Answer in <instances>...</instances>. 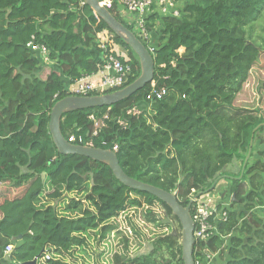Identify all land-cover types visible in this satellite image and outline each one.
Segmentation results:
<instances>
[{
  "label": "trees",
  "instance_id": "trees-1",
  "mask_svg": "<svg viewBox=\"0 0 264 264\" xmlns=\"http://www.w3.org/2000/svg\"><path fill=\"white\" fill-rule=\"evenodd\" d=\"M181 4L180 17L150 18L160 25L153 82L111 107L65 114L62 133L67 140L82 137L84 146L117 147L128 176L175 193L184 207L241 161L240 172L226 177L230 190L223 187L227 219L210 221L216 231L196 241L194 260L264 264V150H257L264 145V35L258 36L262 43L254 39L264 0ZM109 10L133 31L116 2ZM103 32L130 59L128 85L133 83L140 75L137 56L84 0H0V264H40L47 256L46 264H71L64 258L87 246L88 234L98 232L104 240L130 207L143 209L148 223L171 232L143 257L128 254L126 239L125 252L115 254L113 264H184L181 233L164 221L170 218L180 230L181 225L164 202L129 189L100 162L59 154L50 133L54 105L71 95L70 85L102 68ZM31 42L49 50L48 61L31 50ZM45 69L50 73L44 79ZM153 87L166 90L163 99L146 100ZM246 87L254 108L239 105ZM163 252L170 261L158 263Z\"/></svg>",
  "mask_w": 264,
  "mask_h": 264
},
{
  "label": "water",
  "instance_id": "water-1",
  "mask_svg": "<svg viewBox=\"0 0 264 264\" xmlns=\"http://www.w3.org/2000/svg\"><path fill=\"white\" fill-rule=\"evenodd\" d=\"M84 4L90 7L95 15L110 28L114 35L118 36L126 45H128L140 62L139 77L123 89L110 94L96 96H74L70 95L58 101L51 111L50 133L57 147L59 154L77 155L100 162L108 166L115 178L129 189L148 193L160 201L164 202L181 225V246L182 260L184 264H195V230L196 225L191 215L193 201L189 205L182 206L176 197L175 193L165 191L161 188L150 184L143 183L128 176L120 165L117 153L112 150L96 148L94 146H84L69 143L62 133L61 123L65 114L94 109L102 107H111L126 99L132 97L137 92L145 89L146 86L153 82L155 77V61L153 55L148 50L146 45L123 23L113 16L110 10L99 0H84ZM253 152V143H251L247 158L245 160L243 171L245 170L248 161ZM216 184L214 185V187ZM167 224H172V221H165ZM24 264H37V261L26 262Z\"/></svg>",
  "mask_w": 264,
  "mask_h": 264
},
{
  "label": "built area",
  "instance_id": "built-area-1",
  "mask_svg": "<svg viewBox=\"0 0 264 264\" xmlns=\"http://www.w3.org/2000/svg\"><path fill=\"white\" fill-rule=\"evenodd\" d=\"M115 2L122 16L132 25L135 35L146 45L151 54L155 52V32L160 28V25L157 21L155 23L156 27L153 26V23H149L150 18L155 14L180 17L183 6L181 0H106L103 4L110 9L112 6L114 7ZM99 40L100 47L105 51L103 54L104 64L99 73L84 76L72 85L70 92L75 95L90 96L93 93L102 94L109 90L122 88L128 83L130 74L133 71L131 64L128 62V57L119 50V47L114 44L106 32H103L99 36ZM29 47L32 51L42 54L45 60L48 61L47 55H49V50L46 47L36 45L33 42L29 44ZM165 95V89L158 90L156 87H153L146 95V100L149 102L158 101L163 99ZM91 120H96V118L92 116ZM96 127L94 135L98 134V129L100 128L98 122H96ZM68 142L72 144L79 142L78 145H82L83 138L72 136L68 139ZM87 146L93 145L87 144ZM117 150V147L113 149L114 152H117ZM216 188L217 186L206 192L198 193L191 199L194 210L192 217L196 225L194 233L196 241H205L212 237L216 231L214 224L210 222L212 219H227L225 207L229 204L223 200L222 196L213 194ZM232 198H234L233 195ZM12 251L13 248L9 247L6 250V254H11ZM49 260L50 256H47L41 260L40 264H46Z\"/></svg>",
  "mask_w": 264,
  "mask_h": 264
},
{
  "label": "rangeland",
  "instance_id": "rangeland-1",
  "mask_svg": "<svg viewBox=\"0 0 264 264\" xmlns=\"http://www.w3.org/2000/svg\"><path fill=\"white\" fill-rule=\"evenodd\" d=\"M124 18V17H123ZM128 25L129 22L124 18ZM264 35V20H261L259 24L256 25L254 31V39L262 43L258 36ZM264 52V51H262ZM126 55V53L123 51ZM45 76V71L42 73ZM240 107L254 108L256 101L249 87H246L243 94L238 98ZM264 136V134L262 135ZM257 145V144H256ZM255 145V146H256ZM257 150H264V145L259 146ZM255 159H257L258 152H255ZM241 170V161H236L226 173L225 179H219L216 184L217 188L213 191V194H218L222 196L223 200L226 198L224 185L230 190V182L226 177L233 178ZM160 216H164V213L160 209L156 210ZM116 229L109 233L104 240H101L100 233L93 232L86 236L88 245L84 248H77L73 255L67 256L64 259L71 264H113V257L115 254H122L125 252V241H129L128 254L131 257L137 256H148L155 250V245L158 239L164 237L166 234L171 232L170 228L157 227L150 224L145 219V213L143 209L128 208L123 213L119 215L113 222ZM166 225V224H165ZM174 230H178L179 234L182 232L178 226L175 224ZM133 226H136L140 231L141 235L134 232ZM227 244V243H226ZM158 263H166L170 261V256L168 253L163 252L162 254H157L156 256ZM210 264V263H208Z\"/></svg>",
  "mask_w": 264,
  "mask_h": 264
},
{
  "label": "clouds",
  "instance_id": "clouds-1",
  "mask_svg": "<svg viewBox=\"0 0 264 264\" xmlns=\"http://www.w3.org/2000/svg\"><path fill=\"white\" fill-rule=\"evenodd\" d=\"M132 31V30H131ZM119 50L121 51V49H120V47H119ZM122 53H123V51H121ZM124 54V53H123ZM125 55V54H124ZM125 56H127V54L125 55ZM128 57V56H127ZM48 59H49V57H48ZM128 62L130 63V59L128 58ZM133 69V68H132ZM78 82V81H77ZM75 84V83H74ZM126 86H128V83L127 84H125L122 88H118V89H114V90H116V91H119V90H121V89H123L124 87H126ZM71 87H72V85H70V88H69V92H70V89H71ZM115 91V92H116ZM71 93V95H74V96H79V95H75L74 93H72V92H70ZM114 93V92H113ZM110 94V93H109ZM98 95H104L103 93L102 94H98ZM90 96H96V95H90ZM113 151V150H112ZM117 153V152H116ZM218 183V182H217ZM216 183V184H217ZM216 187V186H215ZM37 264H38V262H37Z\"/></svg>",
  "mask_w": 264,
  "mask_h": 264
},
{
  "label": "crops",
  "instance_id": "crops-1",
  "mask_svg": "<svg viewBox=\"0 0 264 264\" xmlns=\"http://www.w3.org/2000/svg\"><path fill=\"white\" fill-rule=\"evenodd\" d=\"M46 71H45V76L43 77L44 79L47 77V75L50 73V69H45ZM7 256L9 255V254H6Z\"/></svg>",
  "mask_w": 264,
  "mask_h": 264
},
{
  "label": "flooded vegetation",
  "instance_id": "flooded-vegetation-1",
  "mask_svg": "<svg viewBox=\"0 0 264 264\" xmlns=\"http://www.w3.org/2000/svg\"><path fill=\"white\" fill-rule=\"evenodd\" d=\"M165 216V215H164ZM168 220H170V221H172L170 218H167ZM165 221H167V220H165ZM165 221H164V223H165ZM169 225H172V226H176L175 224H174V222L172 221V224H169ZM174 227H173V229H174ZM176 230H174V232H175Z\"/></svg>",
  "mask_w": 264,
  "mask_h": 264
}]
</instances>
